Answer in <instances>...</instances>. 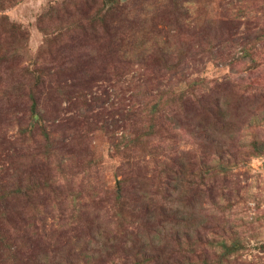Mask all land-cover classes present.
<instances>
[{
	"label": "rangeland",
	"instance_id": "374dc122",
	"mask_svg": "<svg viewBox=\"0 0 264 264\" xmlns=\"http://www.w3.org/2000/svg\"><path fill=\"white\" fill-rule=\"evenodd\" d=\"M121 1L114 34L75 28L79 13L95 11L89 0H0V183L10 190L50 177V189L0 201V264H264V35L256 37L264 0H195L189 9L213 22L179 41L169 25L186 9L142 0L146 9L163 2L154 18ZM141 19L149 20L145 35ZM127 43L146 58L138 62L132 50L125 61ZM51 63L50 84L59 78L60 89L52 86L40 107L56 154L43 161L39 135L19 133L28 106L18 98L36 67ZM158 92L173 107L155 116L160 134L125 147L121 133L140 134L149 123L126 110ZM212 106L239 127L226 142L228 172L207 179L198 176L199 140L183 126L217 122ZM254 138L258 155L250 153ZM177 154L188 172L168 201L165 165Z\"/></svg>",
	"mask_w": 264,
	"mask_h": 264
},
{
	"label": "trees",
	"instance_id": "16d2710c",
	"mask_svg": "<svg viewBox=\"0 0 264 264\" xmlns=\"http://www.w3.org/2000/svg\"><path fill=\"white\" fill-rule=\"evenodd\" d=\"M171 3H173L174 11L176 13V10L179 9H186L183 10L182 14L184 17H175L176 20L170 23L169 28L172 30L171 33H169V36L177 37V41H179V35H182L183 33L186 34L187 29H195L198 28L199 25H205V21L208 25V23H212L213 19H205L199 17L198 13L196 14V10L198 12V8L196 10H190V8L193 9V7H196L195 0H169ZM91 3V6L88 7L89 9L93 8L95 11L90 12L92 14H89V11L86 13H79L80 17L77 18V24L75 28H79L81 30H92L94 32H97L98 28L97 26H100L101 33L104 31L111 32L110 27L114 29V34H117L118 32H121L120 29L122 28V22L115 24L113 22V17H115L117 14L122 11V7L127 5L125 2H122L121 0H89ZM134 2V3H133ZM133 5H137L140 7V11L143 9H146L144 6L147 1L142 0H133ZM138 2V3H137ZM170 2H168V6L170 5ZM156 3L149 4L148 8L146 9L145 13H151L154 18H157L160 14L157 12V9H160L163 2L159 3L158 5H155ZM90 5L87 2V6ZM99 6V7H98ZM163 7V6H162ZM77 8V7H76ZM143 15V14H142ZM162 17V16H160ZM205 20V21H204ZM147 20H140V29L143 30L144 35L149 33L150 29L146 25L148 23ZM160 21V20H159ZM136 23V22H133ZM143 23V24H141ZM169 30V31H170ZM105 33V32H104ZM264 35L263 31H258L256 33V37L260 39ZM116 36V35H115ZM159 38V36L157 35ZM136 41V37L134 39ZM238 42V41H237ZM178 42H172L171 45H168V49L173 44L175 45ZM133 45V42L131 44ZM128 47V43L126 47L122 50V57L128 62L131 61V52L133 50V53L137 55L138 58H140L141 62L143 59L146 58V53H144L146 50H143L142 52H138L136 49H132ZM165 54L168 57L170 54H168V51L166 48ZM120 51V49H119ZM241 52L244 55H250L248 49L245 47H242ZM142 57V58H141ZM137 62V63H138ZM54 63V61H53ZM131 63V62H130ZM176 64H172L170 67L171 69L176 66ZM37 75H34L33 78L31 77V84L27 88V92L23 96H19L18 99H25V102L28 106V121L21 125L19 128V133L23 136L27 135H39L40 140L42 141L43 150L39 151L41 152V156L43 158V161L51 160L52 156L56 154V147H55V140L52 137V133L49 132L50 130L47 128V125L44 122L43 117V111L40 107L43 98L45 97L47 91L52 90V86L55 88L54 92L57 93L60 89V79H55V83L50 84L51 78L55 77L54 74V65L47 64V65H38L36 67ZM29 75V74H28ZM27 75V76H28ZM147 83L144 82V85ZM143 84H139L138 87H143ZM12 90H15V87H12ZM4 92H9L8 90H4ZM159 94L153 95L154 98L151 100H147L150 95L144 94V103L143 105L139 106L136 109H127V114L135 115L137 113L141 114L140 117H146L147 120H149V123L146 125V130L143 131L140 134H133L128 131H123L121 135L118 137L120 139H123V144L125 147H134L138 143H142L143 139H148V137H155L160 134V130L155 129V116L157 117L158 113L163 109H169L170 112H172L173 107H171L169 100L162 99L163 92H158ZM172 93V92H171ZM186 99L184 100L185 103ZM178 102V100H177ZM216 106V104H215ZM188 111V110H186ZM210 113L215 114L214 115V121H217L213 124L209 125H191V126H183L186 127V130L189 131L191 136L195 139L197 138L199 140L198 145L200 146V162H201V168L198 172L199 177H204L207 179H211L218 175H225L230 166V162H234V159H232L231 152L226 142H229L231 140L233 142L234 138V129L232 125H235L239 127V125L236 123L235 118L231 120V113L227 114L223 111L222 106H217L216 111L213 110V106L209 110ZM226 119H230L229 122H226ZM220 134L222 136L221 141H218L216 138V135ZM259 141H257L256 138L253 139V142L251 143V151L250 153L252 155H258L261 153L258 147ZM244 146V145H243ZM172 158V159H171ZM170 160L173 162V167L165 165L166 168V177L170 180V182L167 184L168 187L166 188V196L165 199L170 201L171 195H174L175 193L180 194L182 193V186L184 181L186 180V174L188 172V163L187 161L183 160L181 155H175L171 157ZM236 158V157H235ZM50 177L45 176L43 180L39 179V182L36 180H32L30 178H26V182L19 183L13 189L7 190L8 187L5 186V184L0 183V201L3 202L5 200H8L10 198H19V197H25L27 199L31 198L32 193L37 194L38 192L45 191V189L48 187L50 189L49 184ZM172 184V185H171ZM171 186V187H169ZM5 187V188H4ZM184 187V186H183ZM169 191V192H168ZM120 193V192H119ZM118 195V194H117ZM119 196V195H118ZM73 198V196H72ZM168 198V199H167ZM181 206L178 205L177 208ZM178 209V210H179ZM1 237V234H0ZM177 240V239H176ZM179 240V237H178ZM180 249V248H179ZM123 264H145L144 262H139L137 259H133L130 262H124ZM180 264V263H179Z\"/></svg>",
	"mask_w": 264,
	"mask_h": 264
}]
</instances>
